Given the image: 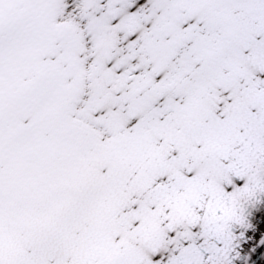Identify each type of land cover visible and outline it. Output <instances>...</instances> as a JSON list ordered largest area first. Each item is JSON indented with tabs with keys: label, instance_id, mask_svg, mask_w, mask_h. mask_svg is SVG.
<instances>
[{
	"label": "snow or ice",
	"instance_id": "obj_1",
	"mask_svg": "<svg viewBox=\"0 0 264 264\" xmlns=\"http://www.w3.org/2000/svg\"><path fill=\"white\" fill-rule=\"evenodd\" d=\"M0 264H264V0H0Z\"/></svg>",
	"mask_w": 264,
	"mask_h": 264
}]
</instances>
